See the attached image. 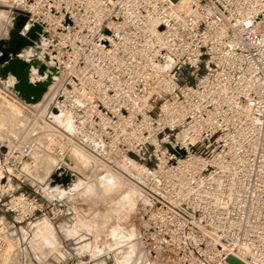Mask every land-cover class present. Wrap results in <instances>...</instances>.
I'll use <instances>...</instances> for the list:
<instances>
[{"label": "built area", "instance_id": "1", "mask_svg": "<svg viewBox=\"0 0 264 264\" xmlns=\"http://www.w3.org/2000/svg\"><path fill=\"white\" fill-rule=\"evenodd\" d=\"M1 2L55 41L42 123L59 138L61 174L79 147L128 175L151 201L139 210L140 243L156 264H264V125L253 123L264 120V0ZM75 97L85 105L72 109L75 120L97 144L49 127ZM26 148L34 153L28 139L0 146V215L17 226L48 213L11 171ZM21 194L42 207L33 215ZM10 237L0 234V264Z\"/></svg>", "mask_w": 264, "mask_h": 264}, {"label": "clouds", "instance_id": "2", "mask_svg": "<svg viewBox=\"0 0 264 264\" xmlns=\"http://www.w3.org/2000/svg\"><path fill=\"white\" fill-rule=\"evenodd\" d=\"M6 10L0 9V15ZM211 14V13H209ZM13 14L8 20V23L13 26ZM10 27V28H11ZM28 27L25 25L19 32V35L25 36ZM9 28V29H10ZM8 32L6 37L8 38ZM3 39V38H0ZM55 41L50 37L45 38L39 36V42H33L32 46L22 49L18 54V58L27 62L37 56L40 57V62L45 63L44 57L47 49L54 46ZM43 49V50H42ZM54 63V62H53ZM48 64V61H47ZM51 66V65H49ZM152 69L154 71H166L168 65L153 61ZM30 73L35 79L34 84L41 80H46L49 72L46 70L43 74H39V67L33 66L30 68ZM30 78V76H29ZM11 79L15 83L18 81L11 73L7 74L6 78L0 79V84L4 85L8 91L12 92V86H8V81ZM85 105L79 97L73 98L70 107L61 110L59 113L51 115V123L49 127H54L68 137H81L85 144H97L98 141L89 133L84 132L75 120V113L72 109L76 107L83 108ZM253 123L264 125V120L254 118ZM7 128V121L0 119V130ZM10 140L16 139L15 132L9 133ZM45 140L49 143L53 142L52 136H46ZM42 147V145H35ZM73 152L83 167H89L87 155L76 147ZM23 155L28 156V160H21V165L18 169L11 170L13 175L20 178H27L30 187L38 189V195L50 206L55 203L71 202L85 197H95L97 188L105 195H114V205L117 211H114L110 216H106L102 222H97L99 214H93L91 217L85 216L76 218L71 211L68 217L58 219L55 222L46 214H41L35 219L28 222V226L23 224L17 226L12 223L6 216L0 215V234L6 231L11 233L13 243H22L30 250L39 261L42 258H47L50 254L55 256L58 264H152L150 259L151 253H147L139 243V231L135 225H125L124 215H131L135 212L137 204L143 203L148 205L151 203L142 191L133 186L125 189L119 182L118 177L113 172L101 170L95 177V181L90 182L82 177L75 179L65 188L59 184L50 186V174L57 168L58 159L56 156H48L45 158L46 167L41 170L34 168V164L39 159V154H32L30 149H24ZM59 153H57V156ZM81 158H83L81 160ZM126 159H128L126 157ZM129 163H134L129 159ZM137 168H143L148 171L143 165H136ZM9 189L13 192L19 189V185H14L9 178ZM16 199L25 201L31 207L33 215L38 204H32L30 198L21 194ZM23 206V205H21ZM10 211H18V208H10ZM115 217V219H113ZM16 217L14 216L13 219ZM103 233L102 240L100 233ZM67 245V246H66Z\"/></svg>", "mask_w": 264, "mask_h": 264}, {"label": "rangeland", "instance_id": "3", "mask_svg": "<svg viewBox=\"0 0 264 264\" xmlns=\"http://www.w3.org/2000/svg\"><path fill=\"white\" fill-rule=\"evenodd\" d=\"M0 9L6 10L3 12L2 15H0V38H3L0 39L1 47V41L8 40L11 34H13L14 37L17 36V34L15 33L16 31H13V26L11 27V25L8 23V20L11 18V14H13L14 18L19 16L11 12L10 9L1 2V0ZM13 23L14 22H12V24ZM8 30L9 32L7 38L6 32ZM20 30L18 32H20ZM32 44H30L28 47L32 46ZM25 59L27 60V58ZM36 59L38 61L36 66L39 67V74H43V63H40L39 56H37ZM32 78L35 79V77ZM55 85L56 84H53L52 88H54ZM8 86H11L10 83H8ZM48 97L49 95L45 96L44 94V97L39 102L38 106L36 105L30 107L27 106L22 100H20V98L15 95L13 90L12 92H10L4 85L0 84V119H5L7 121V128L4 130H0V146L6 149L9 147L12 148L14 146H17L18 142L24 139L32 141L34 145L33 154H39V159L34 164V168H39L41 170L45 169L46 167L45 158L48 156H53L52 149L55 145L60 142L59 138L51 135L50 132L47 130V126L42 123L43 108L47 104ZM10 132H15L16 139L10 140ZM49 135L52 136L54 139L52 143H49L47 140H45V137ZM35 145H42V147H35ZM74 157L75 155L73 150L69 151V153L64 157L63 164H71L72 166H74L76 164ZM87 158V161L90 163L89 167H81L79 165L75 167V170L80 175V177L90 182H93L95 181V177L99 174V172L103 170L116 174L118 180L125 189L135 186V182L128 175L123 174L121 170L115 169L114 167H106L98 161L97 163L96 161L91 159V157L89 158L88 155ZM63 164L62 167L64 170L62 171H64L65 176L64 174L60 173L61 171L58 170L60 166V162H58L57 168L50 174V186H55L59 184L61 187L66 188L75 179V177H79L74 172L68 170ZM64 177L66 178L64 179ZM25 189L29 190V188ZM115 199L116 197L114 195H105L99 188H97V195L95 197L80 198L71 202V204H69L67 201L63 204L55 203L51 206L48 204V207L46 209L48 213L46 215H48L50 218L54 217V219H51L55 222L58 219L68 217V213L70 211L72 215L76 218H81L85 216L91 217L93 214L98 213L99 216L97 217V222L99 223L102 222V220L106 216H110L114 211H117V208L114 205ZM141 208V203H138L136 210L133 214L124 215L125 225H135L140 235L141 228L143 226V223L140 220L139 213V210ZM113 219H115V217H113ZM24 226L27 227L28 225ZM100 235L103 240V233L101 232ZM140 235L138 238L139 243ZM12 240L13 238L11 235L10 242L12 246L11 252H9L10 256L8 264H58L57 258L55 256H51V254L47 258H42L38 261L36 259V256L30 250H28L26 246H24L22 243H13ZM150 259L152 261V264H156L152 255Z\"/></svg>", "mask_w": 264, "mask_h": 264}, {"label": "bare ground", "instance_id": "4", "mask_svg": "<svg viewBox=\"0 0 264 264\" xmlns=\"http://www.w3.org/2000/svg\"><path fill=\"white\" fill-rule=\"evenodd\" d=\"M17 16H19V17H15L14 19H13V31H16L15 33L17 34V32L20 30V29H22V27L24 28V26L26 25L27 26V24H26V22H25V20H24V17L22 16V15H19V14H16ZM22 20V21H21ZM22 23H23V25H22ZM19 33V32H18ZM39 36H40V33H36L35 31H33V30H29V29H27V32H26V35L25 36H23V37H26V38H28L31 42V44L33 43V42H35V43H38L39 42ZM1 44H2V46L0 47V79H4V78H6V76H7V74H4V75H2L1 74V69H2V67H4V66H6V65H8L13 59H20V58H18V56H17V54L22 50V49H24V48H26V47H28L29 45L28 44H26L23 40H22V36L21 35H19V34H17V36H13V34H11L10 35V38L8 39V40H5V41H1ZM22 60V59H21ZM24 61L26 62V63H28V68L26 69V71H27V73H28V77L29 76H31V73H30V68L31 67H33V66H36V64L38 63V61H37V59H35V58H33L31 61H29V62H27V60L26 59H24ZM42 63H43V61H41ZM40 62V63H41ZM41 63V64H42ZM40 65V64H39ZM43 65V69H42V71H43V73L45 72V70L47 69L46 68V64L45 63H43L42 64ZM40 69H41V67H40ZM41 74V73H40ZM29 80H30V82H32L34 79L32 78V76L29 78ZM56 81V79H55V77H53L52 79H51V86L54 84V82ZM8 83H10V85L12 86L15 82L14 81H12L11 79H9V81H8ZM51 86H49V88L51 87ZM14 93H15V95H17L18 97H19V93L18 92H15L14 91ZM48 94L47 93H45V96H47ZM43 97H44V95H43ZM43 97H41V99L40 100H38L36 103H29V106L31 107V106H38V104H39V102L42 100V98ZM21 100V99H20ZM25 103V102H24ZM26 104V103H25ZM26 106V105H25ZM71 150H73V148H70L69 149V151H71ZM69 151H68V153H69ZM67 153V154H68ZM66 154V155H67ZM75 155V154H74ZM89 157V156H88ZM90 158V157H89ZM74 159H75V162H76V164L74 165V166H72L71 164H69V165H66V164H63L64 162H63V160H62V162H61V165L63 164L68 170H70V171H72V172H74L76 175H78L79 177H80V175L77 173V171L75 170L76 168V166L77 165H79V166H81V167H83L82 166V164L80 163V162H78V160H77V158H76V156L74 157ZM83 158H81V160H82ZM92 159V158H91ZM94 160V159H93ZM95 161V160H94ZM88 162V161H87ZM97 162V161H96ZM98 163V162H97ZM120 182V181H119ZM11 242L10 243H8V247H7V251H8V253L9 252H11Z\"/></svg>", "mask_w": 264, "mask_h": 264}, {"label": "water", "instance_id": "5", "mask_svg": "<svg viewBox=\"0 0 264 264\" xmlns=\"http://www.w3.org/2000/svg\"><path fill=\"white\" fill-rule=\"evenodd\" d=\"M17 34H19L17 32ZM22 40L26 44H31L30 40L26 37L22 36ZM28 68V63L21 59H13L8 65L2 67L1 74H9L11 73L13 76L16 77L17 83L13 85L12 90L19 93V98L25 102L26 104L29 103H36L41 97L46 93L47 87L50 83V78L47 79L46 82H30L28 73L26 69ZM65 176V174H64ZM66 177H64L65 179ZM227 264H244L239 259L229 256L227 258Z\"/></svg>", "mask_w": 264, "mask_h": 264}]
</instances>
